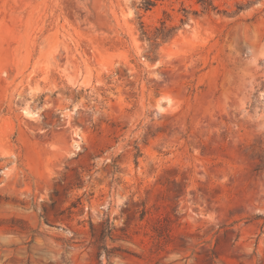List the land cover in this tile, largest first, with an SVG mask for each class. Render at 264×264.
<instances>
[{
    "label": "rangeland",
    "instance_id": "obj_1",
    "mask_svg": "<svg viewBox=\"0 0 264 264\" xmlns=\"http://www.w3.org/2000/svg\"><path fill=\"white\" fill-rule=\"evenodd\" d=\"M202 1L0 0V264H264V0Z\"/></svg>",
    "mask_w": 264,
    "mask_h": 264
},
{
    "label": "trees",
    "instance_id": "obj_2",
    "mask_svg": "<svg viewBox=\"0 0 264 264\" xmlns=\"http://www.w3.org/2000/svg\"><path fill=\"white\" fill-rule=\"evenodd\" d=\"M209 1H210V2H209ZM209 1H202V4L205 6L204 8H205L206 10H209L210 8H214V6H213V4H212V1H213V0H209ZM149 6H151V5H149ZM162 24H164V23H162ZM155 38H157V37H155ZM106 236H107L106 231H104V232H103V235H102V239H105ZM105 250H107V249H105Z\"/></svg>",
    "mask_w": 264,
    "mask_h": 264
}]
</instances>
